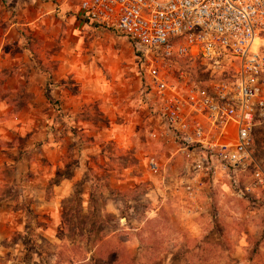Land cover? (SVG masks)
I'll use <instances>...</instances> for the list:
<instances>
[{
  "label": "rangeland",
  "instance_id": "374dc122",
  "mask_svg": "<svg viewBox=\"0 0 264 264\" xmlns=\"http://www.w3.org/2000/svg\"><path fill=\"white\" fill-rule=\"evenodd\" d=\"M78 12L0 0V264H103L104 235L139 264H264V185L198 170L144 92L139 47Z\"/></svg>",
  "mask_w": 264,
  "mask_h": 264
},
{
  "label": "built area",
  "instance_id": "2783aa9c",
  "mask_svg": "<svg viewBox=\"0 0 264 264\" xmlns=\"http://www.w3.org/2000/svg\"><path fill=\"white\" fill-rule=\"evenodd\" d=\"M78 10L139 47L144 92L198 170L231 167L264 185V144L252 136L264 118V0H78ZM184 60L206 80L180 70Z\"/></svg>",
  "mask_w": 264,
  "mask_h": 264
},
{
  "label": "trees",
  "instance_id": "16d2710c",
  "mask_svg": "<svg viewBox=\"0 0 264 264\" xmlns=\"http://www.w3.org/2000/svg\"><path fill=\"white\" fill-rule=\"evenodd\" d=\"M45 96L48 100H52L51 94L48 90L46 91ZM147 239L148 237L143 240L146 241ZM94 252L99 254L98 259L102 261L103 264H139L133 261L132 254L127 251V247L120 243H114L110 237H107V235L100 236L96 239ZM188 262H186V264H191ZM203 262L204 261L201 260V264H203Z\"/></svg>",
  "mask_w": 264,
  "mask_h": 264
},
{
  "label": "crops",
  "instance_id": "0c3cea01",
  "mask_svg": "<svg viewBox=\"0 0 264 264\" xmlns=\"http://www.w3.org/2000/svg\"><path fill=\"white\" fill-rule=\"evenodd\" d=\"M185 259H187L188 260V257H185ZM188 262V261H187Z\"/></svg>",
  "mask_w": 264,
  "mask_h": 264
}]
</instances>
